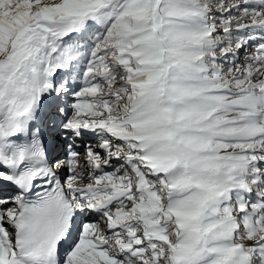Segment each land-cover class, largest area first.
<instances>
[{"label":"snow or ice","instance_id":"snow-or-ice-1","mask_svg":"<svg viewBox=\"0 0 264 264\" xmlns=\"http://www.w3.org/2000/svg\"><path fill=\"white\" fill-rule=\"evenodd\" d=\"M0 264H264V0H0Z\"/></svg>","mask_w":264,"mask_h":264}]
</instances>
